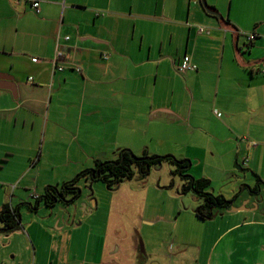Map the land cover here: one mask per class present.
<instances>
[{"label":"crops","instance_id":"obj_1","mask_svg":"<svg viewBox=\"0 0 264 264\" xmlns=\"http://www.w3.org/2000/svg\"><path fill=\"white\" fill-rule=\"evenodd\" d=\"M185 55L197 70L179 74ZM110 150L196 161L210 186L245 154L264 182V0H0V197L68 181ZM254 200L239 192L209 220L194 214L212 224L174 233L173 251L154 259L264 264ZM15 232L0 233V264H88L87 243L70 259L83 233H43L45 248L25 224Z\"/></svg>","mask_w":264,"mask_h":264},{"label":"rangeland","instance_id":"obj_2","mask_svg":"<svg viewBox=\"0 0 264 264\" xmlns=\"http://www.w3.org/2000/svg\"><path fill=\"white\" fill-rule=\"evenodd\" d=\"M135 142L139 145L142 143L141 141ZM170 156L175 158L174 155ZM85 159L80 157L76 160L82 163ZM93 159L94 161L91 162ZM93 159L89 161L91 163L88 169L95 167L96 159L114 161L116 158L113 151L110 150L106 154L99 153L98 158ZM176 159H180V157L176 156ZM245 159L246 155L242 154L237 162L232 160L229 166L232 168V173L221 174L219 171L210 173L213 181H211L209 192L214 195H222L231 202L237 195L236 192L246 193L249 196L248 191H243L246 182H251L253 185L256 180L252 176V172L246 170L249 160L244 166ZM196 164L195 161L189 173L194 179H199L202 176L203 168H198ZM236 164L246 171L243 181H234L233 177L227 178L228 175L237 173L235 171ZM159 167L151 168L146 179L141 180L135 176L118 184L112 182L110 188L102 180L93 181L90 185V180L86 182L79 180L76 185L81 191L80 196L70 203L60 202L52 209L40 204L37 210H33L36 205L33 195L39 196L45 193L46 186L43 182L28 189L23 185L19 189L7 188L3 191L8 192V199L0 197V209L4 203L18 208L20 226L25 224L29 232L41 233V238L37 242L45 248L49 245V238L43 233H71L70 230L74 233H83L79 234L82 237L79 242L75 244L72 241L70 250L71 255L74 256L70 259L82 257L83 247L87 243L88 257L84 262L86 261L88 264H159L163 260H155L153 251L162 259L167 256V252L171 253L173 248L169 249V245L174 237H179L174 233L194 231L198 233L202 231L203 225L208 228L212 224L202 225L201 223L204 222L197 220L195 222L194 213L200 200L192 192L182 194L181 177L178 174L172 175L175 166L164 161ZM42 172L47 173V171ZM80 172L68 181L75 179ZM64 176L65 174H57L53 178L52 186L61 185ZM230 188L235 189L236 192L230 191ZM69 199L68 196L67 200ZM256 199L263 202L260 206L264 209V193L262 192ZM239 202L241 200L236 203ZM23 203L29 204L30 207L24 206ZM67 206L72 213L75 209L74 219L77 215L71 226L65 224L66 215L62 211L63 207ZM58 221L60 226L66 227L64 229L67 232H62L59 229ZM211 229L212 226L208 229L212 233ZM10 251L11 246L5 251L6 255Z\"/></svg>","mask_w":264,"mask_h":264},{"label":"trees","instance_id":"obj_3","mask_svg":"<svg viewBox=\"0 0 264 264\" xmlns=\"http://www.w3.org/2000/svg\"><path fill=\"white\" fill-rule=\"evenodd\" d=\"M249 36L250 35H248V37ZM253 37L255 39L254 35ZM120 159L122 161L120 165H117ZM164 161H167L175 166V171H172V175L178 174L181 177L180 181H182V194L184 195L192 192L195 197L200 200V204L194 213L198 220H209L212 218L214 213L226 210L229 207L227 203L228 200L222 196H216L209 192L210 182L208 180L194 179L188 173L190 169L189 161L178 160L173 157H151L141 159L132 157L128 153H123L122 155L117 156L114 162L104 159H96L95 167L93 169L86 168L82 170L75 179L65 181L61 185L46 187L45 193L39 196H33L36 201V205L33 207V210H37L40 204H43L46 208L52 209L60 202L65 203L69 200L75 201L81 194V191L78 188L79 186L76 185L79 180H83L84 182L90 180L89 185L93 181L102 180L107 187L110 188L112 182L118 184L124 180L132 179L134 174L133 168L146 171L148 169L150 170L154 166H160ZM255 180L260 181L257 176L255 177ZM68 196L70 197L69 200H67ZM23 205L30 207V205L26 203H23ZM18 220H20L18 208H13L7 204L3 205L0 209V223L2 225L0 233L8 234L9 232L16 231L20 226Z\"/></svg>","mask_w":264,"mask_h":264},{"label":"water","instance_id":"obj_4","mask_svg":"<svg viewBox=\"0 0 264 264\" xmlns=\"http://www.w3.org/2000/svg\"><path fill=\"white\" fill-rule=\"evenodd\" d=\"M204 7L206 8V5H204ZM207 11H208V10H207ZM209 14L218 17V15H217L216 13L209 12ZM131 156H132V155H131ZM132 157H134V156H132ZM235 171H236L238 174L236 173V174L231 175V178L233 177V178H234V181H237V180H239V181H243V180L245 179V173H246V171L243 170V169L241 168V166H239V165H237V164L235 165ZM263 188H264V182H262V181H255V183H254L252 186H251V184L246 183V185H245V187H244V189H243V191H248L250 197L255 198L253 204H255L256 208H259V206L263 203V202H259V201L256 199V197H257L258 195H260L262 192L264 193ZM237 196H238V193H237V195L234 197V199L232 200V202L229 201V200L227 201V203H228L229 206L232 205L233 201L237 198ZM70 202H73V200H69V201H68V203H70ZM68 207H69V206H67V207H63L62 211H63L64 214L66 215V218H65V224H66V225H71V224H72V221H73V219H74V212H75V209L73 210V213H72V212H70V210L68 209ZM217 214H218V213L213 214L212 217H215ZM18 223L20 224V220H18Z\"/></svg>","mask_w":264,"mask_h":264},{"label":"built area","instance_id":"obj_5","mask_svg":"<svg viewBox=\"0 0 264 264\" xmlns=\"http://www.w3.org/2000/svg\"><path fill=\"white\" fill-rule=\"evenodd\" d=\"M32 8L36 11V13L39 12L38 8H39V3L38 2H32ZM199 32H204V29H200ZM68 39V38H66ZM248 39L250 41L254 40L253 35H250L248 37ZM60 57V53H56L55 58H54V62H56ZM105 58V57H104ZM56 69L59 71H62V67L57 66L56 65ZM197 70V66L193 63L192 58L190 55H185L180 63V65L177 67V71L179 73H186L187 71H196ZM77 72H80V69L77 68L76 69Z\"/></svg>","mask_w":264,"mask_h":264},{"label":"flooded vegetation","instance_id":"obj_6","mask_svg":"<svg viewBox=\"0 0 264 264\" xmlns=\"http://www.w3.org/2000/svg\"><path fill=\"white\" fill-rule=\"evenodd\" d=\"M121 159L118 161V163H117V165H120V163H121ZM112 162H114V161H112ZM153 168V167H152ZM154 168L156 169V166H154ZM158 168H160L159 166H158ZM133 170H134V174H133V176H132V178H134L135 176H138L141 180H143V179H146L147 177H148V175H149V173H150V170L148 169V170H146V171H142V170H139V169H137V168H133ZM217 213V212H216ZM215 214V213H214ZM139 247V246H138Z\"/></svg>","mask_w":264,"mask_h":264}]
</instances>
